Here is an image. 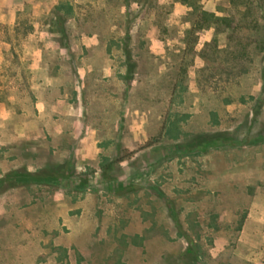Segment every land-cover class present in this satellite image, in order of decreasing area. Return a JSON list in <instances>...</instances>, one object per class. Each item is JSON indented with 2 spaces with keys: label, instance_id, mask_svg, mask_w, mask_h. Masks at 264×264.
I'll return each instance as SVG.
<instances>
[{
  "label": "rangeland",
  "instance_id": "rangeland-1",
  "mask_svg": "<svg viewBox=\"0 0 264 264\" xmlns=\"http://www.w3.org/2000/svg\"><path fill=\"white\" fill-rule=\"evenodd\" d=\"M63 164L0 264H264V0H0V178Z\"/></svg>",
  "mask_w": 264,
  "mask_h": 264
},
{
  "label": "trees",
  "instance_id": "trees-1",
  "mask_svg": "<svg viewBox=\"0 0 264 264\" xmlns=\"http://www.w3.org/2000/svg\"><path fill=\"white\" fill-rule=\"evenodd\" d=\"M63 11L66 15L71 14L72 8L69 4L63 5ZM61 8L56 9L59 12ZM202 22L212 23L215 21H220L218 17L210 14L206 11L201 12ZM62 16V17H61ZM59 17L63 18V14ZM63 33V31H62ZM199 139V140H198ZM196 141L201 145L211 144L214 141L220 140L219 135H201ZM67 165H48L47 167L40 169L38 171H29L26 168L16 169L10 171L2 178H0V194L6 192L9 189H14L18 187H30L32 185H41L49 187H60L63 180L70 176L65 171Z\"/></svg>",
  "mask_w": 264,
  "mask_h": 264
}]
</instances>
